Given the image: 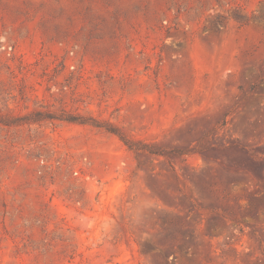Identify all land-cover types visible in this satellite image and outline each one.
<instances>
[{
	"label": "rangeland",
	"instance_id": "obj_1",
	"mask_svg": "<svg viewBox=\"0 0 264 264\" xmlns=\"http://www.w3.org/2000/svg\"><path fill=\"white\" fill-rule=\"evenodd\" d=\"M260 8L0 0V264H264Z\"/></svg>",
	"mask_w": 264,
	"mask_h": 264
},
{
	"label": "trees",
	"instance_id": "obj_2",
	"mask_svg": "<svg viewBox=\"0 0 264 264\" xmlns=\"http://www.w3.org/2000/svg\"><path fill=\"white\" fill-rule=\"evenodd\" d=\"M232 16L241 25L247 24L250 20L258 21L259 23H264V9L263 8H260L256 14H252L250 16L241 15L236 12H233ZM215 26L216 25H214V27ZM254 87L255 85H251L249 87V91H252ZM66 119L74 120L71 117H66ZM107 130L115 133L128 148H130L131 150L135 152H147V153L155 154V155H166L168 153L167 149L158 148L156 145L149 144L147 142H141L140 144H136L134 139L130 138L129 136L121 134L119 131H117L116 129H113L112 127H107ZM253 165H254V169L259 172V165L255 163ZM254 208L256 209L259 207H254ZM257 211H259V209H257ZM261 212L262 214H264V207L261 209ZM214 220H216V218H214Z\"/></svg>",
	"mask_w": 264,
	"mask_h": 264
}]
</instances>
